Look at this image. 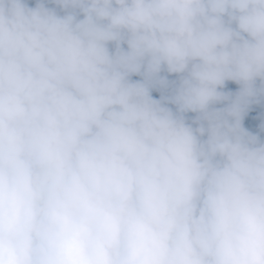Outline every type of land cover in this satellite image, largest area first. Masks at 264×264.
Here are the masks:
<instances>
[{
	"label": "clouds",
	"instance_id": "9594fccd",
	"mask_svg": "<svg viewBox=\"0 0 264 264\" xmlns=\"http://www.w3.org/2000/svg\"><path fill=\"white\" fill-rule=\"evenodd\" d=\"M0 264H264V0H0Z\"/></svg>",
	"mask_w": 264,
	"mask_h": 264
},
{
	"label": "trees",
	"instance_id": "16d2710c",
	"mask_svg": "<svg viewBox=\"0 0 264 264\" xmlns=\"http://www.w3.org/2000/svg\"><path fill=\"white\" fill-rule=\"evenodd\" d=\"M35 2H36V0H28L29 6H35ZM139 79H140L139 76H133V80H139ZM169 79H174V77H169ZM228 87L233 91H235L237 89V86L235 84H229ZM152 96L154 99H160V92L157 90H153ZM255 114L256 113L253 112L250 114V116L255 115ZM250 122H251L250 119L246 118L245 119V126L248 127L250 125Z\"/></svg>",
	"mask_w": 264,
	"mask_h": 264
}]
</instances>
